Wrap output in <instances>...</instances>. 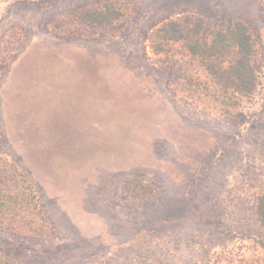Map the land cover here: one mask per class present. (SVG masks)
<instances>
[{
	"label": "rangeland",
	"instance_id": "obj_1",
	"mask_svg": "<svg viewBox=\"0 0 264 264\" xmlns=\"http://www.w3.org/2000/svg\"><path fill=\"white\" fill-rule=\"evenodd\" d=\"M106 2L124 28L79 20ZM187 16L253 33L263 69L244 117L180 91L184 71L205 80L188 58L166 70L154 55V32ZM3 162L52 227L0 221L15 264H264V0H0ZM133 180L154 194L122 201Z\"/></svg>",
	"mask_w": 264,
	"mask_h": 264
},
{
	"label": "trees",
	"instance_id": "obj_2",
	"mask_svg": "<svg viewBox=\"0 0 264 264\" xmlns=\"http://www.w3.org/2000/svg\"><path fill=\"white\" fill-rule=\"evenodd\" d=\"M125 9L123 5L106 2L77 16L93 27L111 26L119 21L117 28L122 29L128 22ZM152 50L166 70L179 64L174 58L180 54L189 60L184 63L185 69L197 65L205 74L202 80L188 71L182 72L178 85L187 97L201 101L206 108L217 110L231 121L244 117L243 101L252 99L257 92L263 69L255 37L244 22L237 20L216 27L204 18L187 16L171 20L154 32ZM3 163L0 165V221L11 223L27 235L47 236L52 227L31 185ZM154 192L152 187L133 180L123 187L121 200L143 202ZM256 218L264 229V193L257 200ZM0 264L15 263L0 256Z\"/></svg>",
	"mask_w": 264,
	"mask_h": 264
}]
</instances>
